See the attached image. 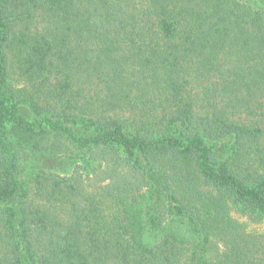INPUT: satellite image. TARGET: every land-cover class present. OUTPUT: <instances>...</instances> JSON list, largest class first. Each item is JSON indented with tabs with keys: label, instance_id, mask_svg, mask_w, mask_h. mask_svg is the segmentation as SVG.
Here are the masks:
<instances>
[{
	"label": "trees",
	"instance_id": "obj_1",
	"mask_svg": "<svg viewBox=\"0 0 264 264\" xmlns=\"http://www.w3.org/2000/svg\"><path fill=\"white\" fill-rule=\"evenodd\" d=\"M231 211L264 221V0H0V264H264Z\"/></svg>",
	"mask_w": 264,
	"mask_h": 264
},
{
	"label": "rangeland",
	"instance_id": "obj_2",
	"mask_svg": "<svg viewBox=\"0 0 264 264\" xmlns=\"http://www.w3.org/2000/svg\"><path fill=\"white\" fill-rule=\"evenodd\" d=\"M23 84L24 83L21 82V79H19V82L17 83L18 89H21V86H23ZM26 163H27L26 165H30L31 161L29 160ZM229 205H230V202H229ZM230 214L234 219H238L239 222H246V225H245L246 231L250 232L252 235H255L256 232H262L264 229V221L260 223H255V222L253 223V222L246 220L245 217L239 215L235 211H231ZM183 234L186 236L188 235L187 233H183Z\"/></svg>",
	"mask_w": 264,
	"mask_h": 264
}]
</instances>
